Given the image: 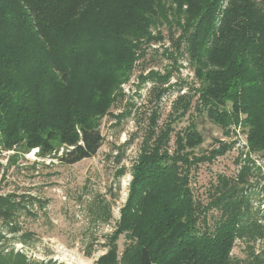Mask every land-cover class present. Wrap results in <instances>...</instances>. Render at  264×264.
Listing matches in <instances>:
<instances>
[{"label":"trees","instance_id":"obj_1","mask_svg":"<svg viewBox=\"0 0 264 264\" xmlns=\"http://www.w3.org/2000/svg\"><path fill=\"white\" fill-rule=\"evenodd\" d=\"M108 2L0 0V244L9 237L28 244L36 237L24 221L51 224L50 201L32 190L8 191L16 183L12 176L28 171L34 177L47 161L74 166L95 158L105 144L101 121L127 98L121 85L153 46L169 41L175 52L164 54L173 58L172 68L180 75L184 61L193 73L191 84L179 80L161 91L187 88L173 103L176 119L206 114L226 137L243 134L247 146L236 171L217 175L207 196L197 198L195 172L237 142H220L198 155L203 141L195 126L176 132L171 121L134 166L132 195L97 264H264V164L254 160L264 161V0H145L112 32L110 24L90 21ZM98 62L97 81L106 92L95 90L89 98L74 92ZM147 79L154 89L167 85L161 74ZM133 108L127 104L120 121ZM53 133L70 142L56 148L45 138ZM173 138L175 149L164 150ZM34 150L37 160L29 163L26 156ZM92 212L105 224L112 220L106 203ZM98 243L86 246V258ZM239 245L244 258L234 255ZM0 264L58 263L2 248Z\"/></svg>","mask_w":264,"mask_h":264},{"label":"rangeland","instance_id":"obj_2","mask_svg":"<svg viewBox=\"0 0 264 264\" xmlns=\"http://www.w3.org/2000/svg\"><path fill=\"white\" fill-rule=\"evenodd\" d=\"M145 0H109L105 11L99 16H91L90 21L94 25L110 24L107 28L109 32L121 28L130 16V11L144 4ZM141 3V4H140ZM140 4V5H139ZM164 49H170L174 53L169 41L153 46L148 51L145 63L138 64L128 83L121 85L118 91H123L127 98L121 104L115 106L111 112L112 116L103 119L100 123L101 132L105 138V144L93 159L85 160L74 166H61L56 162L40 168L39 172L32 173L22 171L12 176L8 191L19 187V192L32 190V193L40 198L50 201L48 212L50 223L33 224L31 220L24 221L25 227L37 232L36 237L29 240L28 244L19 243L17 237H9L0 244V250L6 248L14 249L16 252H23L32 260L48 261L53 260L58 264H97L98 259L106 252L103 244L106 237L110 236L119 221L121 209H123L132 195L133 175L132 170L142 157L145 151L154 148L157 136L161 130L166 128L173 121V128L176 132L185 130L190 125H194L200 134L203 144L196 150V154L202 155L218 148L220 142H237V147L226 156L218 158L212 164L202 165L194 174L192 187L197 198H205L211 183L217 175H230L236 171L237 159L242 146L246 147L247 139L238 132L232 137H226L222 128L217 125L208 115L196 114L187 116L180 121L176 119L172 112V106L178 94H183L187 88L181 91L173 89L164 94L162 90L171 88L176 82L180 84H191L193 73L184 61L179 75L174 67L173 58L169 54H164ZM93 64V62L91 63ZM101 65L98 62L92 67V74L89 81L75 88L83 97L95 95V90L105 93V86L100 83L99 72ZM173 77L168 78L167 72H172ZM167 76V85L160 84L156 89L150 77L152 74ZM172 74V73H171ZM154 77V76H153ZM180 78V79H179ZM109 85L110 80H108ZM196 102V99H195ZM129 103L134 104L131 117L120 121V114L125 112ZM116 119H113L114 117ZM157 126L154 127L156 117ZM178 121V122H177ZM51 136V137H50ZM47 140L52 145L64 147L70 141L64 139L57 133L47 134ZM175 149L174 138L170 144L164 147ZM163 150V151H164ZM37 150L26 156L29 163H33ZM12 153H8L10 155ZM258 164H264L263 159H254ZM5 163V161H3ZM264 186V182L262 183ZM101 203L110 206L112 220L109 224L101 222L92 212ZM264 210V205L262 206ZM213 222V221H212ZM212 222H210L212 224ZM98 240L95 253L91 259L86 258L84 250L93 240ZM124 243V237L120 244ZM264 247V244H261ZM240 246V245H239ZM234 255L244 258L241 246L234 250Z\"/></svg>","mask_w":264,"mask_h":264}]
</instances>
